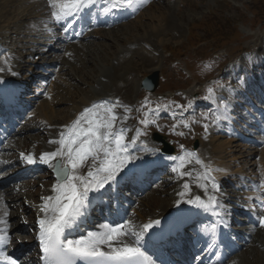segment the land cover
Masks as SVG:
<instances>
[{
    "label": "bare ground",
    "instance_id": "obj_1",
    "mask_svg": "<svg viewBox=\"0 0 264 264\" xmlns=\"http://www.w3.org/2000/svg\"><path fill=\"white\" fill-rule=\"evenodd\" d=\"M19 1H21L22 5L17 6ZM143 1H144L143 4L145 5L147 1L146 0ZM26 2L28 1L0 0V43H4V45L0 46V54L6 51L8 55V58L0 57L1 60L0 69H3V71H0V79L6 78L4 80H7L6 82H8V84L9 83L15 85L21 84L22 88H25L24 86H26V84L25 85L23 84V82L25 81L23 79L21 80V75L23 74L24 71H26V67H24L25 66L24 59L26 56L30 57L29 63H32L36 66H38L39 64V66L41 65L45 67L47 64L46 60H44V56L40 57V60L43 59V61L45 62L42 63L36 62L35 59H37L36 58L37 56H40L41 52H38L39 49H36V47L34 46H30L31 49L30 52L23 54V49L25 50L26 48L29 47L27 46V44L19 41L18 40L19 38L14 40V37L12 35V34H16L20 36L22 34L26 35L28 34L27 33L28 28H30L31 25L36 23L35 21L30 22L32 17L31 15L33 14L34 10H38V7L40 8L39 5L41 4L42 1L39 2V0H32L33 5H31L30 7L29 5L28 7L24 6ZM43 3L44 6L47 7L48 9L49 8L48 2L44 1ZM9 13H12L14 15L9 16L8 15ZM25 21L27 22L25 23ZM105 24L109 25L110 27L101 26L98 29L89 28V30H86L84 32L82 36L83 37L82 40L77 42L71 41L65 43L63 48V54L59 55L57 59L55 58L57 60L56 72L64 71L65 74L63 76H65V78L64 77L63 78L66 81L62 80L61 81L62 84L57 86L58 91H56V95H52L53 98L51 101L53 103L70 101V103H72L70 110L66 112L61 108L55 109L52 107V105L50 106L46 100L43 101L41 100L42 102H40L37 108L38 116L37 117L30 116L28 118V122H24L25 124L22 125L21 127H16L15 125L14 130L8 134L7 140L2 145L3 150L13 149L15 151H18L17 158L5 159L4 156L0 155V162L8 163L9 165L17 164L19 162V159H23L21 154L27 156L30 154V151L33 152L31 155L38 160L40 153L55 151L59 147V144L47 142L45 141V138L52 137L51 141L59 140L60 133L68 129L66 126H71V123L77 118V116L83 111V109L87 106L92 105L93 103H101L102 101L112 102L116 98L117 101H119L120 104L122 105L121 107L116 108V112L121 118V121H123V114L125 113L123 106L130 105L131 108L139 110V114L141 113L145 114L147 112L145 107H141L140 102L138 101L141 92H143L141 88L142 77L140 76V74L134 72L135 68L137 67V65H134V62L136 60L138 61L141 60L138 57L140 55L141 56L146 55L143 56L144 58H146L150 54L149 52L153 53L155 49L154 48L155 46L149 44L150 37H147L148 36L147 28L145 27L144 32L141 34L135 32V33H131L130 36L121 37L119 36V33L121 32L123 27L126 26L125 24H123L122 22L120 23V21L107 22ZM134 25H135L134 26L135 31H137L136 28L137 26L139 25H142V27L144 26L141 23L137 25L135 23ZM53 30H59V27H54ZM50 36H52V34H50ZM53 36L55 37L56 35ZM58 36H59V32H58ZM150 59H152V57ZM249 60H250L249 63L245 62V69L247 70V74L252 73L255 69H257L258 66L264 64V54L261 56H257L255 59L252 58ZM151 61L152 60H150L148 63H151ZM161 65H162V61L158 60L157 62H155V64L152 62L148 66V68L150 67L149 70L151 72L157 69L161 70L162 69ZM32 71L33 72H28L27 74V78H28L26 82L27 84L29 83L30 79L40 74L36 70L35 71L32 70ZM237 72L238 70H236L233 73H237ZM262 74L264 76V72H262ZM70 80H71L70 84L73 86L74 90L71 91L70 88V90L68 91L71 92L68 93L67 91L64 90V87L67 88L68 85H70L69 84ZM235 81L236 84L233 87L235 88V90L232 89L226 90L223 95V97L226 98L225 94H228L227 95L228 99L233 97H238L239 101L234 105L235 107H233L232 109L242 114L241 113L243 112L242 106L244 104H250L258 108L252 96L246 98L245 93L247 94V89L245 86V82L241 84L240 81L238 80ZM4 84L1 83L2 86H4ZM8 84H6L4 87H7ZM61 87L63 88L61 89ZM123 88L126 89V94H122ZM61 92H64L67 95L64 96V94H62ZM76 97L77 98L79 97L78 101L74 100ZM150 101L153 102L155 105H157V103L153 98H151ZM138 105H139V109L137 107ZM206 107H211V106H206ZM226 112L228 114L226 116L224 115L223 116L231 121L232 117H230L229 111L227 110ZM263 117H264V113H263ZM126 121H123V123L118 122L117 125L126 126L128 130L127 135L129 133L128 136L131 137L133 136V132L136 129V124L134 123L132 118L128 122ZM200 131L201 130H199V132ZM202 131H203L202 133H205L203 127H202ZM224 132L225 130H223L222 126H217L214 132H212V130L209 131L207 134V138L209 135L211 136V138L209 139V141H207V139L203 141L206 138L203 136L204 139L201 142L202 148H200V153L204 157L203 161H205V163H210L213 168L218 169V171H215L213 174L216 177H219V179L232 170L226 151L233 148L232 146L233 143L232 145H227V142L224 141L225 140ZM259 133H262V129L259 130ZM17 135H20L21 137H17ZM261 135L264 138V134L262 133ZM130 151L133 156L137 157V153H135V148L133 146L130 147ZM207 153L210 156V157L208 156L209 157L208 159H206ZM177 155L178 154H175L173 156H177ZM159 158H161L164 163L168 164L172 168L176 166V162H173L172 160H170L168 157L165 156H157V157L152 156L142 161L155 159L154 162L157 163L156 160ZM138 159L133 160L131 162V166L137 164ZM262 160L264 166V156L262 157ZM26 164L27 162L20 164L19 167L24 166ZM18 168H16L12 172L16 171ZM187 169L194 170L193 176L181 178L177 173L174 172L175 176L170 178V180L173 181L174 184L167 193L168 195L164 197L162 201H159L158 202L159 204L157 206L156 204H154L156 200L155 201L152 200L151 202L149 201L150 204H149V209L147 208L148 210L145 209L147 205H144V202L143 205L141 204L138 205V208L135 210L137 213L136 218H138L137 220H135L136 224H134L132 220H126V221H130L134 226H136L135 230L138 231L139 227L142 226L143 224L154 220H159L161 222L166 215L175 213L178 210L182 209L183 207L186 206V204H188L183 201H186L190 197H193L195 195H201L202 198L206 199L207 197L204 194L203 190L196 186L195 178L196 175L200 171H202L201 166L196 165L195 162H193L192 164L187 166ZM2 170L3 169L0 168V171ZM81 171L86 172L87 169L84 168ZM51 178H52V182L46 181L44 183V186H42L37 193H34V191L29 192L27 190H22V192L20 193L17 190L16 183H14L12 187L7 189V193L9 194V196L12 197L13 201L18 202V205L20 207L18 208V215L16 216L18 219L21 220L22 222L21 228L23 230L28 229V227H25V223L27 222V220H24L21 217L23 212L25 213L30 212L33 214L34 218L28 221L29 224L31 225L38 224L37 221L39 216L43 215L40 212V205L42 203L41 197L54 194L52 188L53 185L56 183V177L53 174ZM219 179L217 180V182L221 189L220 194H224V195L227 194V196L229 197L230 195L228 193L232 192L231 189H233L232 192L233 195H231L230 198L233 200L234 203L231 204V206L234 207L235 209H238L240 213H244L245 216L248 215L250 220L257 224L256 225L257 227L252 228L253 231L250 232L251 234L249 232H244V231L241 232L243 233L242 239L245 241V243L242 244L241 248L247 245L250 246V243H255L256 245L260 246L262 250H264V227H261L258 223L260 216H264V211H260V208L256 207L255 205H252V203L248 202L247 204L246 199L243 198L244 195L242 190H235L224 179L221 180ZM185 182L191 183V191H187L183 188V184ZM224 190L228 192L225 193ZM180 192H186L187 194L184 197H181L178 195V193ZM96 195H97L96 193L90 194V199L94 200ZM0 198H2V200H0V211H2V213L0 212V216H2L3 213L6 211V209L4 208V205L6 203L5 202L6 197L2 192L0 193ZM146 198L148 197H145L144 200ZM178 201L180 202L178 203ZM144 209L145 212L146 211L149 212H147V214H144L143 213ZM210 214H212V212L207 211L205 216L207 217ZM9 217L7 216L6 218L8 221L7 225H9V222L11 220ZM101 226H102L101 224L97 225L96 229L93 232L101 231L102 230ZM0 228L3 227L1 226ZM9 228L10 226H8L7 229L9 242L13 243V239L10 238L9 235L10 233ZM245 228H246L245 230L248 231L249 227H245ZM131 238L132 237H125L124 239L128 243H132L131 241H128ZM105 250L107 249L105 248ZM257 250L260 251L257 252L255 250L258 254L259 264H264V252L261 251L260 249ZM19 260H20L19 261L20 264H33L34 256L32 254H29L28 259L21 257L19 258ZM235 261L236 259L232 261V264H234Z\"/></svg>",
    "mask_w": 264,
    "mask_h": 264
},
{
    "label": "snow or ice",
    "instance_id": "obj_2",
    "mask_svg": "<svg viewBox=\"0 0 264 264\" xmlns=\"http://www.w3.org/2000/svg\"><path fill=\"white\" fill-rule=\"evenodd\" d=\"M47 2L51 19L59 22L82 8L91 6L95 0H47ZM110 2L115 8L130 6L132 0H110ZM243 82L244 78L241 77L240 83ZM224 87L223 82H216V87L206 88V95L203 97L204 100L217 104V112L221 109L227 110L230 104V101L217 96V88ZM150 103L151 101L145 98L141 107H146ZM121 106L119 101L111 105L107 101L99 104L93 103L90 107L83 109L71 126H66L68 130L60 133L59 140L49 141L59 144L55 151L42 153L38 160L32 155L21 154L27 163L48 165L56 177V183L52 188L54 194L41 197L40 212L43 215L39 216L37 221L39 224L38 239L43 252L44 264H77V261H85L86 264H153L151 258L142 250L141 241L145 233L160 224L159 220L143 224L138 231L135 230L136 226L126 221L117 224L105 223L101 226V231L88 232L86 236H81L79 239H68L66 235L67 230L72 229L85 215L91 203L90 194L103 193L106 188L116 184L128 164L138 159L132 155L130 147L136 145L140 137L147 133L138 128L135 135L129 137L126 127H116L118 122L122 123L116 112V108ZM123 107L125 112L123 121H126L129 119L127 113L131 111V108ZM192 109L193 103L189 101L187 105L175 104L174 107L172 104H157L155 108L149 109V112L152 116H156L161 111H169L172 117H177V123L172 125L171 131L183 136L184 132H176L177 127L191 129L193 122H199L192 117L178 118L183 117L185 112ZM225 118L211 112L202 114V119L209 121L212 125ZM139 123L144 126L156 125L158 129L160 128L157 119H149L148 112ZM203 128L207 133L209 123H205ZM140 143L143 142L140 141ZM180 149L181 154L168 157L172 161L179 162L172 168V171L181 178L191 177L194 170L187 169V165L195 162L196 165L201 166L202 171L195 178L196 186L202 189L207 197L204 199L201 195H195L183 202L212 212L223 220L227 208L220 201L221 189L213 175L218 169L213 168L210 163H205L194 151L185 149L183 144L180 145ZM142 150L160 151L159 148L148 149L146 145ZM84 168L87 169L86 172L81 171ZM183 188L191 191L188 182L183 184ZM257 188L264 191V181L258 184ZM186 194V192L178 193L181 197ZM261 203L264 204V201ZM7 216L8 212L5 211L0 216V224L7 225ZM258 223L264 227V216H260ZM216 228L217 225L213 224L212 231L214 232ZM125 237H133L134 242L128 243ZM8 242L7 228H0V245H6ZM0 259L6 261L7 264H17V260L3 250H0Z\"/></svg>",
    "mask_w": 264,
    "mask_h": 264
},
{
    "label": "rangeland",
    "instance_id": "obj_3",
    "mask_svg": "<svg viewBox=\"0 0 264 264\" xmlns=\"http://www.w3.org/2000/svg\"><path fill=\"white\" fill-rule=\"evenodd\" d=\"M27 1L28 2H26L24 6L28 7L29 5L30 7L31 5H33L32 0H27ZM40 1H42L41 4L39 5L40 8L38 7V10H34L33 14L31 15L32 16L31 18L36 23L31 25L32 27L28 28L29 30L31 28L33 29L34 28L33 26L45 27V25H48L49 23L48 21L49 12H47L48 9L47 7L44 6L43 3L44 1L47 2V0H39V2ZM227 1H230L232 3L229 2V4H227L226 3ZM263 3L264 0H169V1L155 0L150 2V6H147L138 17L136 16L134 18H131L129 21L123 23L126 26L123 25L124 30L123 29L121 30L119 36L121 37L130 36L131 33H135V32L141 34L144 32V28L145 27L147 28L148 31L147 37H150L149 44L155 46L154 47L155 49L153 53L149 52L150 54L146 58L143 57L146 55H142V56L140 55L138 58L141 60L140 61L136 60L134 62V65H137L134 72L140 74L141 77H143L142 73L144 75L149 74L147 71H150L149 70L150 67L148 68V66L152 62L155 64V62H157L158 60L162 61L163 58L164 59L171 58V60L175 62H179L178 64L181 65L179 66L180 68L176 66L173 70L170 68L172 66L170 62L164 64L163 70L161 71V75H160V81H161L160 85L158 86L156 93L154 95L152 94L150 95L155 96L156 100L161 104H172L173 107L175 106V104L183 105L187 102L185 96L186 94H191L190 92H193L194 96H198L200 93H204V91H206V88L209 85L215 87L216 84L213 85L214 83L213 81L217 79L216 71L219 70L218 69L219 67L224 65L222 62H218L215 59H211L207 63V65H204L206 61H204V63L202 64L199 62V65L196 64V60H198L199 58L201 57L207 58L209 56L205 54L206 49L204 48L198 49L197 47H195V45L199 41L204 39L214 38L217 40L215 43L216 45H220V43L224 45L223 43L224 41L227 44L222 46L221 53L228 51L230 55H228L227 53L224 55L227 56L226 57L227 59H232L234 57L235 58L241 57L244 54L245 49L253 48L255 47L254 45H257L259 47H264V11L263 13H258L260 15L257 14V18L256 15L253 14L252 12V10L257 11V8H259V6L258 7H254V6L262 5ZM20 5H22L21 1L18 2L17 6ZM8 15L13 16L14 14L9 13ZM26 22L27 21H25V23ZM135 23L136 25L141 23L144 26L143 27L142 25L137 26L136 27L137 31H135V27H134ZM230 29H232L233 31L231 32ZM239 31L241 34L240 40L230 41L231 39H236V37H238ZM253 33L254 36H248V34H253ZM217 34L220 35L222 34V35L221 37H219ZM13 37L14 40L18 39L17 35H14ZM21 37L22 39L25 40L33 39L32 36L29 38H24L23 36ZM31 45L33 44H30L28 46ZM37 48H45V46H40ZM42 50L39 51H42V53L47 52V49L46 50L42 49ZM170 50H172L173 53L171 54V56H168L170 55L169 54ZM29 51L30 49H27L26 52ZM54 53H57V57H59L60 52L55 51ZM47 55L42 54L39 56V57L44 56L45 57L44 60L47 59L46 63L48 65L46 64L45 68H40L41 65L39 66V64L38 66L34 67V64L29 63L30 60L29 56H26L24 59L26 61L24 62V64H26L24 66L26 67V71H24V73L22 74L23 79H28L27 74L28 71L31 70L34 71L36 70L39 73H41V75H43L34 78L38 80L42 77L40 80H38V82L41 83L40 85H38L37 81L28 84L26 83V85L28 86V90H30V92L26 95L25 100H27L28 102L33 101L34 106L32 107V111L36 115L38 114L35 112V109L36 107L38 108L39 102H42L43 100H46L50 106L52 105L53 108L55 109L61 108L66 112L69 111V108L72 105L70 101L60 102V103H53L51 101L53 98L52 95H56V91H58L57 86L62 84L61 82L62 80L63 81L66 80H64L65 76H63L65 74L64 71H58L59 72L58 75L55 74L54 72V69L56 68L57 65L56 63L57 57H55L52 54L50 55L49 53ZM39 57H36L37 58L35 59L36 62L38 60L39 63L45 62L43 61V59L40 60ZM151 57L152 59H150ZM148 60L149 61L152 60L151 63H148L149 62ZM231 62H233V60ZM185 66L190 71L186 70ZM166 67L169 68L170 70L169 73H167ZM142 68H145L146 70L145 69L142 70ZM47 70L52 71V74L49 72V74H51L50 76L45 75ZM232 79H233L232 76L229 79L227 77H224L221 78L219 82H223L225 87H228L229 85L231 86L233 82ZM70 83L71 80L69 81V84ZM62 88L63 87H61V89ZM70 88L71 91L74 90L71 84L68 85L67 88L64 87V90L70 93L71 91H68L70 90ZM195 92L196 95L194 94ZM61 93L64 94V96L67 95L64 92ZM142 93L144 94V92H141V95ZM122 94H126L125 88L122 89ZM74 100L78 101L79 97L78 98L76 97ZM163 112L164 114H166V116H163L166 120L164 122H160L159 120H157V124L160 126L159 129L157 128L156 125H148V126L142 125L140 127V129L146 131L147 138H149L152 131H158L162 134H167L171 136L175 144L178 145L177 148H180V145L183 144L186 147L192 148L191 149L192 151H193V146L191 147V145H194V142L196 140L199 141V147L202 148V145L200 146V142H202V140L204 139L203 136L206 137L203 141H205L206 139L207 141H209V139L211 138L210 135L207 138L206 133H202L203 132L202 127L205 123H209V129H210V122L203 120L202 114L209 112L215 113L214 111H206V112L198 113L195 116H192V118L195 121H199V122H193L191 124V129L184 128L182 126L177 127L176 132H184L185 135L183 136L176 135L171 131L172 125L177 123V117H172L169 114V111H163ZM127 115L129 119L133 117L134 120L136 121L138 120L137 111H134L133 114L127 113ZM178 118L185 119L184 117H178ZM129 119H127V121ZM225 119L228 120L227 118ZM226 129L227 132L224 133V139H225L224 141L227 142V145H232L233 143L232 145L233 148L226 151L228 155V160L230 161L229 163L231 164L232 167V170L226 174L227 178H229L233 182V184L245 187V189L243 190V195H244L243 198L246 199L247 204L248 202L252 203V205H255L256 207L260 208V211H264V204L261 203V201H264V196L258 195L256 189L254 188L255 174L257 175L258 178H260V182L264 181V176L261 175L260 171H258L259 167L256 168L255 170L256 164L259 163L262 164L260 167V170H262V166H263L262 157L264 156V146L262 145L255 146L253 144L246 143L241 139V137L236 135L237 131L231 128H226ZM199 130L201 131L199 132ZM140 141L143 142L147 140L143 136H141ZM140 146L141 147L145 146L144 142L140 143L139 147ZM190 148H187V150H189ZM208 156L209 154L207 153L206 159L210 157ZM202 158H204L203 155ZM235 172H240L241 173L240 176H237L238 174H235ZM47 178H48L47 173L41 175L40 178L38 176V179L35 180L36 182L32 185L33 187L35 186L34 193H37L39 191L40 184L43 183ZM163 185L164 187L160 186L162 188L158 187L157 190L149 191L144 194L143 197L150 196L146 198L144 202V205H147V207L145 206L146 210L149 209V204L152 200L153 201L156 200L155 204L157 206L159 204L158 202L162 201V199L167 195V190L169 189V186H165V184ZM145 209L143 210V213L147 214V212L149 211L145 212ZM241 218H247V217L241 216ZM257 249H260L261 251L264 252V250H262L260 246L256 245L255 243H250V246L246 247V249H244L241 254L239 253L237 256L232 258L230 262L228 261L226 264H232V261L234 259H236L234 264L236 263L259 264V258L257 254L259 250Z\"/></svg>",
    "mask_w": 264,
    "mask_h": 264
},
{
    "label": "water",
    "instance_id": "obj_4",
    "mask_svg": "<svg viewBox=\"0 0 264 264\" xmlns=\"http://www.w3.org/2000/svg\"><path fill=\"white\" fill-rule=\"evenodd\" d=\"M149 79H153V76H151V78H149ZM144 82H148V78H146ZM156 84H157V80H156V78H154L150 88H152V86H155ZM164 149L167 151H173V148H171L168 144H165Z\"/></svg>",
    "mask_w": 264,
    "mask_h": 264
}]
</instances>
